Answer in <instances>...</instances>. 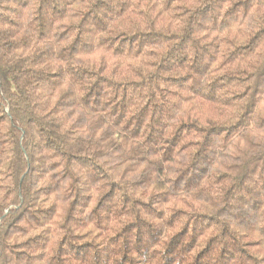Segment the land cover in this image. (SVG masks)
<instances>
[{"label":"clouds","instance_id":"9594fccd","mask_svg":"<svg viewBox=\"0 0 264 264\" xmlns=\"http://www.w3.org/2000/svg\"><path fill=\"white\" fill-rule=\"evenodd\" d=\"M233 3L235 14L225 17ZM81 7L0 0L8 17L0 20V264H264V119L243 101L227 122L192 120L185 108L209 91L205 35L221 20L241 34L264 27V0H217L203 15L185 4L183 24L169 37L156 27L166 0ZM69 19L71 35L61 41ZM42 47L50 54L37 59ZM84 49L100 51L103 66L77 60ZM146 55L155 61L141 62L134 75L106 74L110 60ZM174 74L183 79L171 80ZM257 87L264 96V84ZM85 113L93 116L87 130L78 119ZM140 175L148 177L142 205ZM164 200L185 207L182 223L173 218L169 226L159 216ZM145 222L162 232L159 243H151ZM37 233L39 242H31ZM209 237L211 250L201 253Z\"/></svg>","mask_w":264,"mask_h":264},{"label":"trees","instance_id":"16d2710c","mask_svg":"<svg viewBox=\"0 0 264 264\" xmlns=\"http://www.w3.org/2000/svg\"><path fill=\"white\" fill-rule=\"evenodd\" d=\"M72 2L82 6L80 9H77L78 11L84 10L88 4V0H72ZM224 2L226 3L228 0H224ZM166 3L168 4L167 14L158 13L156 27L158 29V35L169 37L170 35L175 36L183 24L181 17L184 15L182 9L185 4L197 6L187 9V11H193L194 14L203 15L210 11H215L217 0H211V2L209 0H166ZM237 7L238 3H233L232 7L225 10L224 16L234 15ZM54 11L61 12L59 9H54ZM248 11H251V8H248ZM7 19V16L0 14V20ZM189 20H191V17H189ZM220 24L221 27L219 29H214L210 35H205L202 44L203 51L208 56V63L203 66L202 71L209 78V91L206 95H198L194 101H186L185 108L190 113L192 120L198 119L202 122L209 120L214 122H227L236 111V102L243 101L245 111L251 110L254 117L264 119V96L260 94L261 90L257 87L259 84H264V39L260 38L261 34L264 33V27H257L253 31L241 34L239 26L229 24L227 20H221ZM61 27L60 40L63 41L71 35L73 28L71 20H67L65 25ZM41 35V43H43L44 34ZM187 38L189 37L185 34V39ZM75 43L76 41L73 40V45ZM28 46L31 47L32 45ZM49 54V49L46 47H42L33 53L37 59L45 58ZM169 55H172V53H169ZM76 59L89 65L103 66L102 53L100 51L84 49L77 53ZM155 59L156 57L146 55L119 65L113 59L106 66V74L110 75L115 72L117 74L131 76L134 75V68L139 67L141 62L145 66H149ZM178 63L182 65L183 61H178ZM53 75H55V71ZM252 77L256 79L253 84H249L248 81ZM170 79L179 81L183 77L174 74ZM78 119L83 121L80 126L87 130L89 121L93 119V116L90 113H85L81 117H78ZM134 180L137 185V200L142 205L144 201L139 200V195L143 194L142 189L148 183V177L140 175L134 177ZM45 194H48L46 190ZM163 195L161 192L155 193V196L159 198H163ZM99 207L100 204L97 203L93 211ZM185 210L182 204L174 200H164L159 216H168L169 226H172L173 218L175 223H182L183 216L179 215V213H183ZM109 226H112L111 222H109ZM127 227L125 225V228ZM208 227L211 228L213 225L209 224ZM144 231L147 232L152 244L159 243L163 235L161 231L153 228L148 222L144 223ZM187 231L188 225L185 224L181 232L177 234V237L173 238L167 251H174L176 244L179 243V238ZM203 235L204 233H201L199 237L190 242V250L197 247ZM40 238L41 234L37 233L36 236L30 237L29 240L37 243ZM213 239L209 237L204 248L201 249V253L210 252ZM25 243H29V241H25ZM84 243L90 244V241H85ZM257 243H259L258 240L248 241L250 247H254ZM80 247L83 248L84 244H81ZM241 251H244V249H241ZM124 260L127 261L128 257L125 256ZM197 260H200V253L197 254ZM165 264H169V262L165 261ZM200 264H204V261H200Z\"/></svg>","mask_w":264,"mask_h":264}]
</instances>
